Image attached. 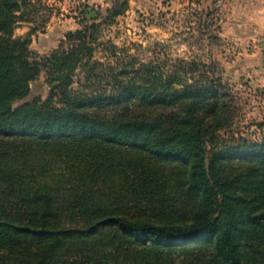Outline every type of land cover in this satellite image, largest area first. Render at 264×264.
Returning <instances> with one entry per match:
<instances>
[{"label":"trees","instance_id":"1","mask_svg":"<svg viewBox=\"0 0 264 264\" xmlns=\"http://www.w3.org/2000/svg\"><path fill=\"white\" fill-rule=\"evenodd\" d=\"M23 3L0 0V264H264V132L223 138L220 77L96 59L100 24L36 58Z\"/></svg>","mask_w":264,"mask_h":264},{"label":"rangeland","instance_id":"2","mask_svg":"<svg viewBox=\"0 0 264 264\" xmlns=\"http://www.w3.org/2000/svg\"><path fill=\"white\" fill-rule=\"evenodd\" d=\"M23 1L15 37L31 40L34 57L72 48L77 42L69 34L100 24L96 59L107 62L117 51L137 66L151 62L166 72L182 67L183 74L216 75L235 108L234 134L223 138L254 141L264 132V0ZM116 10L121 15L110 18ZM46 80L44 71L26 101L47 100ZM55 103L61 107V98Z\"/></svg>","mask_w":264,"mask_h":264}]
</instances>
